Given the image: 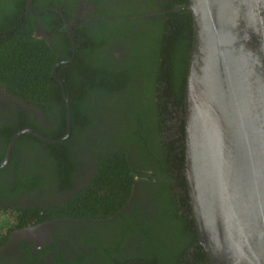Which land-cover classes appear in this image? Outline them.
<instances>
[{"label":"trees","instance_id":"trees-1","mask_svg":"<svg viewBox=\"0 0 264 264\" xmlns=\"http://www.w3.org/2000/svg\"><path fill=\"white\" fill-rule=\"evenodd\" d=\"M23 1L0 0V84L19 98L41 105L45 113L50 114L52 126L38 129L56 138L65 131V109L50 69L59 57L69 55L64 53L62 45L56 51L54 46L32 36L29 21L18 26ZM74 1L33 0V5L52 4L66 11L74 6ZM91 2L95 20L81 27L88 38L85 43L77 41L80 44L75 54L78 58L76 63L69 62L70 77L63 83L68 96L70 131L66 137L45 144L48 164L62 188L66 183L61 179L69 178L65 167L76 165L72 161L77 149L70 146L71 141L79 125L87 127L89 122L80 107H93L100 114L119 109L126 113L125 121L116 123L118 126L114 128L118 130L111 131L104 139L90 142L95 152V170L84 186L54 206L14 207L17 213L13 225L24 224L26 219L113 217L107 222L103 219V225L96 221L100 226L90 227L84 236L91 246L92 256H88L93 260L89 264H181L182 260L185 264H209L201 245L196 242L187 202L182 174L183 139L175 145L178 138L166 140L161 132L160 107L164 109L166 101L182 105L192 27L189 11L175 7L186 4L187 0ZM149 8L163 11L140 15L150 11ZM43 14L55 18L58 41H65L64 37L60 38L64 33L61 19L49 9ZM106 40L111 41L110 47L119 50L120 55L112 54L114 58L111 53L98 49L97 44ZM45 102L52 107L46 108ZM23 126L22 120L12 124L4 142ZM30 137L27 132L20 134L13 151H18L19 141ZM132 153L141 156L140 160H133ZM133 171H149L157 176L139 177L137 190L148 201L140 208L137 203L129 202L136 190L133 189L136 184L132 179ZM24 181L29 189L35 185L29 175ZM19 187L17 185L16 189ZM40 211L43 215L38 217ZM128 239L130 244H126ZM62 258L55 256V263H62L59 261ZM70 261L67 259L65 263Z\"/></svg>","mask_w":264,"mask_h":264},{"label":"water","instance_id":"water-1","mask_svg":"<svg viewBox=\"0 0 264 264\" xmlns=\"http://www.w3.org/2000/svg\"><path fill=\"white\" fill-rule=\"evenodd\" d=\"M175 8L189 11L192 27L182 174L196 242L209 264H264V0H187ZM64 103L62 135L20 129L6 151L25 130L52 142L66 137V96Z\"/></svg>","mask_w":264,"mask_h":264},{"label":"flooded vegetation","instance_id":"flooded-vegetation-1","mask_svg":"<svg viewBox=\"0 0 264 264\" xmlns=\"http://www.w3.org/2000/svg\"><path fill=\"white\" fill-rule=\"evenodd\" d=\"M26 2L27 0L23 1V11L19 13L21 21L18 26L24 24L25 21H29V25L32 26V36L41 38L48 45L54 46L56 51L62 45L64 53H68L69 55L67 57H59L50 69L52 79L60 88L63 102L64 96H66L68 101V96L65 94L63 88L64 81H67L70 77L67 67L70 65L69 62L73 61L76 63L77 61L78 57L75 54L77 47L80 46L78 42L84 41L85 43L87 41L88 37L81 27L95 20L92 19L94 13V9L92 8L93 3L91 0H75L74 6L63 11L60 7L52 4L35 7L33 0H29V8L31 9L26 11ZM47 9L52 11L55 17L58 16L61 19L64 33L60 35V38L64 37L65 41L63 39L62 41H58L59 37L57 38L56 35L58 27L55 18L43 14V11ZM149 9L150 11H144L140 15L148 16L149 14H157L163 11L162 9ZM110 44L111 41L106 40L100 45L97 44V46L99 50L103 49L111 53V55H120V51L111 48ZM113 55L112 57H114ZM53 69L54 73L52 72ZM83 74L86 75L87 73L83 72ZM96 75L94 74V76ZM45 105L46 108L52 107V105L46 102ZM181 106H175L166 101V104L163 105L164 109L160 107L163 120L161 121V132L166 140L168 138H178L175 145H178L183 139ZM87 107V105L80 107V111L89 122L86 124L87 127L83 124L79 125L78 133L71 141L70 146L72 147L73 145L77 149L72 161L76 165L72 168L70 166L65 167V170L69 172V178L63 177V180L61 179V182L66 183V187L62 188L57 182V175L49 166L48 156L45 154L46 142L52 141L42 139L25 130L22 133L27 132L32 137L19 141L17 144L18 151H13L15 141L10 150L6 151L10 138L15 134L14 132L4 142L6 134L11 131L12 124L22 120L25 122V126L21 129L31 128L42 136L48 137L38 127H42V130H44L51 127L52 122L50 114H46L41 105L37 106L19 98L0 84V162L3 161L0 165V264H89L93 260L92 257L88 256L90 255L91 246L87 242V237L85 239L84 236L90 227L103 225V222H107L113 217L102 218L100 220H81L66 216L43 218L39 221L26 219L24 224L19 226L13 225V217L17 213L14 207L57 205L67 196L84 186L92 177L95 170V152L92 145H89L90 142L104 139L111 131L118 130L114 127L118 126L116 123H120L121 120L122 122L125 121L123 117L126 113L124 111L120 112L119 109L115 112L113 109L111 113L104 112L100 114L95 108L91 107L88 109ZM175 107L176 111H173ZM178 116H181V119ZM181 122L182 127L180 128ZM36 139L41 140V142H37ZM132 155H134L133 160L136 158L140 160L141 156H138L137 153H132ZM27 175L32 177L35 182L34 187L31 189L27 188L28 186H26L24 181ZM142 176L157 177L149 171H133L132 179L136 182L135 185L133 184V189L136 190L131 194L129 202L132 205L137 203L139 208L142 205L146 206L148 202L146 196L137 190L140 186L137 181ZM17 185H20L18 189H16ZM126 205L125 203L124 206ZM37 215L41 217L43 213L40 211ZM103 219L105 221L102 222ZM130 243L131 240L128 239L126 244ZM55 256H62L63 258L59 259L62 263H55ZM67 259H71V261L65 263ZM128 264L135 263L128 262ZM181 264H185V261L182 260Z\"/></svg>","mask_w":264,"mask_h":264}]
</instances>
